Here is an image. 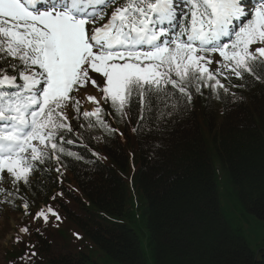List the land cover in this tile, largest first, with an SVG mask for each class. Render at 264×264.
<instances>
[{
    "label": "snow or ice",
    "instance_id": "1",
    "mask_svg": "<svg viewBox=\"0 0 264 264\" xmlns=\"http://www.w3.org/2000/svg\"><path fill=\"white\" fill-rule=\"evenodd\" d=\"M257 82L264 85V0H0V181L6 173L12 184L0 194L31 188L36 171L52 179L44 165L61 173L62 156L82 158L67 148L75 143L66 138L75 135L69 103L78 130L110 137L118 129L106 118L130 119L143 136L188 115L204 89L208 110L216 96L228 111ZM89 83L102 95H86L94 107L81 112L74 93ZM23 208L28 214L27 200ZM50 215L60 219L46 204L33 218Z\"/></svg>",
    "mask_w": 264,
    "mask_h": 264
},
{
    "label": "trees",
    "instance_id": "2",
    "mask_svg": "<svg viewBox=\"0 0 264 264\" xmlns=\"http://www.w3.org/2000/svg\"><path fill=\"white\" fill-rule=\"evenodd\" d=\"M204 92L188 115L143 136L130 119L106 118L118 129L110 137L95 126L78 130L75 111L67 148L82 158L62 156L64 182L55 162L44 165L52 179L39 171L23 190L29 212L58 204L104 264H264V245L251 248L242 227L251 215L264 222V85L243 90L228 111L213 96L217 119ZM30 235L13 243V264H100L82 251L54 255L50 239Z\"/></svg>",
    "mask_w": 264,
    "mask_h": 264
},
{
    "label": "rangeland",
    "instance_id": "3",
    "mask_svg": "<svg viewBox=\"0 0 264 264\" xmlns=\"http://www.w3.org/2000/svg\"><path fill=\"white\" fill-rule=\"evenodd\" d=\"M214 59H218V57H214ZM211 67L215 70V63ZM90 75H92L98 83L102 84V77H100L99 74L90 73ZM222 82L228 86L226 81ZM235 82H237V80H234V83ZM234 89L235 88H230V91H233ZM86 95H95L97 99H99L102 94L98 92L97 89L91 85V83L80 88V90L75 93V96L82 101L81 106L83 109L90 110L94 107V105L86 101ZM212 100L214 101V106H212L211 111L214 115L213 118L217 119V116L221 114V107L219 104L215 103L214 99ZM64 110L67 117L73 116L74 111L72 103H69ZM199 117H201L200 113ZM5 175L2 178L0 188L9 190V185L6 181L10 177H5ZM48 222H51L52 227L48 229L46 228L43 235V230L35 228L29 218L25 217L24 222V218L21 213H17L15 210L6 206L0 209V264H13V253L15 252L12 248L13 243L15 240H30V229H32L35 233H37L36 229H39L40 236L50 239L49 245L51 246V252L54 255L63 253L65 249L72 252L82 251L87 253L98 263L104 264L103 258H101L103 256L102 252L94 247L78 229L73 228L67 219H65L64 222H59L56 219L50 218L48 219ZM29 223L30 229L28 228L27 232L21 231V229L26 227ZM242 227L251 248L256 251L260 249L264 245V222L251 215L248 222L246 224L244 223ZM109 264L113 263L109 262Z\"/></svg>",
    "mask_w": 264,
    "mask_h": 264
}]
</instances>
